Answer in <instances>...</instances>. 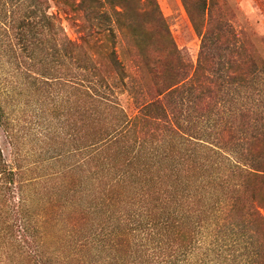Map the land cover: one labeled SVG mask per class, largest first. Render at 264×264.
<instances>
[{"label": "trees", "instance_id": "16d2710c", "mask_svg": "<svg viewBox=\"0 0 264 264\" xmlns=\"http://www.w3.org/2000/svg\"><path fill=\"white\" fill-rule=\"evenodd\" d=\"M0 2L4 9L15 3ZM17 2L29 3V20L19 27L27 32L23 36L25 51L38 60L40 76L73 86L93 101L111 103L126 119L114 133L101 136L94 131L90 144L83 148L90 151L87 161L93 171L91 189L83 193L88 199L81 210L87 223L74 239L65 234L66 239L60 241L61 251L47 249L43 229L48 219L34 211L32 197L27 194L28 182L17 179L0 150V264H264L253 220L238 219L232 202L233 194L241 191L251 177L264 178L258 174H264V166L245 159L240 147L219 145L211 133L218 127L215 120H208L206 135L201 133V137L193 135L192 127L181 126L178 109H185L189 118L185 122L194 125V105L202 99L194 84L183 83L186 79L176 84H157L153 99L142 95L136 102L139 115L134 117V125L141 120L162 121L170 116L166 145L149 151L130 149L122 136L116 135L131 118L108 97L106 90L113 93L114 88L106 84L107 78L84 51V37L80 42L72 41L63 25L66 20L83 32L85 24H79V18L91 19L86 27L89 33L96 29L95 33L114 40L132 42L140 48L141 65L148 68L143 53L149 44L148 36L136 17L140 13L146 15L149 9L160 13L156 0H140L142 12L132 10L127 0H53L55 15L50 13V0H39V5L36 0ZM182 2L202 37L196 73L207 65L215 44L208 28L214 22L215 0H198L201 23L200 18L195 19L189 2ZM170 45L171 51L180 53L172 38L167 40L165 51ZM119 55L115 48L111 50L110 63L117 71L116 81H125L132 77ZM156 60L158 71L163 62L167 63L165 52ZM142 66L137 65L139 70ZM184 67L193 69L188 63ZM175 149L187 156L188 163L177 158ZM171 161L170 168H162ZM195 162L203 174L188 177L183 168L188 174L186 166ZM172 188L176 191L172 192ZM6 213L12 215L9 220L3 219ZM255 216L264 218L261 213Z\"/></svg>", "mask_w": 264, "mask_h": 264}, {"label": "rangeland", "instance_id": "374dc122", "mask_svg": "<svg viewBox=\"0 0 264 264\" xmlns=\"http://www.w3.org/2000/svg\"><path fill=\"white\" fill-rule=\"evenodd\" d=\"M12 1L14 5L6 9L5 1L0 2V150L17 179L28 182L27 194L32 197L34 211L48 219L43 229L47 249L61 251L60 241L66 239L65 234L73 235L74 239L87 223L81 210L88 199H84L83 193L91 189L93 171L87 161L90 151L83 148L90 144L94 131L101 136L114 133L126 118L111 103L93 101L73 86L40 76L38 60L32 58L30 51H25L23 36L27 32L19 27L29 20V3L22 5L17 0ZM50 1V13L55 15L56 4ZM139 1L127 0L132 10L142 12L144 8ZM187 1L195 19L199 20L198 0ZM36 2L39 5V0ZM156 2L160 13L154 14L149 9L146 15L138 13L136 17L148 36L149 44L143 52L148 68L141 65L140 48L132 42L114 40L106 34L95 33L96 29L89 33L86 29L89 18H79V24H85L83 32L78 30L77 24L73 26L63 20L72 41L80 42L84 37V51L101 69V74L107 78L106 84L114 88L113 93L111 89L106 90L108 97L118 102L131 118L116 136L121 135L133 151L161 149L166 145L170 116L162 121L141 120L139 125H134V117L139 115L136 102L142 95L147 100L153 99L157 95V84H176L186 79L183 83L194 84L202 99L194 105L191 117L194 125L185 122L189 120L185 109L176 108L181 126L192 127L193 135L199 137L201 133L206 135L207 123L215 120L218 127L211 133L219 145L240 147L246 154L245 159L264 166V0H215L214 22L208 26L215 44L207 65L196 73L202 37L182 0ZM169 38L180 53L171 51L173 45L165 51ZM114 48L120 52L118 57L132 78L116 81L117 71L113 70L109 58ZM38 51L36 57H39ZM163 51L167 63L163 62L156 71V58ZM185 63L193 69H185ZM138 64L143 69L139 70ZM165 105L169 107L167 101ZM175 154L188 163L184 153L181 155L175 149ZM171 165L172 161L162 168ZM186 167L189 173L185 167L183 171L188 177L203 174L196 162ZM182 187L183 184L180 189ZM232 200L238 219L253 220L264 253V218L255 216L261 213L264 217V178L251 177L241 191L233 194ZM10 216L11 213H6L3 219L9 220Z\"/></svg>", "mask_w": 264, "mask_h": 264}]
</instances>
